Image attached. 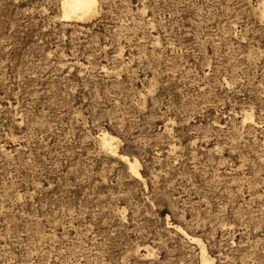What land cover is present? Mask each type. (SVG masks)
Listing matches in <instances>:
<instances>
[{"label": "rangeland", "instance_id": "obj_1", "mask_svg": "<svg viewBox=\"0 0 264 264\" xmlns=\"http://www.w3.org/2000/svg\"><path fill=\"white\" fill-rule=\"evenodd\" d=\"M61 2L0 0V264H264V0Z\"/></svg>", "mask_w": 264, "mask_h": 264}, {"label": "bare ground", "instance_id": "obj_2", "mask_svg": "<svg viewBox=\"0 0 264 264\" xmlns=\"http://www.w3.org/2000/svg\"><path fill=\"white\" fill-rule=\"evenodd\" d=\"M97 4L96 0H62L61 7H62V14L63 17L75 20H85L91 18L97 12ZM102 144L112 152L115 150L112 148V141L111 137L106 136V134H102L101 137ZM121 158L124 159L127 163L129 168L132 170L133 173L139 174L137 170L138 162L136 159H129L126 156L121 155ZM179 230V229H178ZM177 230V231H178ZM181 230V229H180ZM193 240H197L194 237H190ZM211 259L202 250L201 254V264H211Z\"/></svg>", "mask_w": 264, "mask_h": 264}]
</instances>
